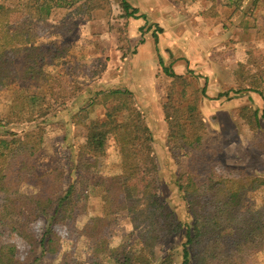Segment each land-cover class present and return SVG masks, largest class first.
Segmentation results:
<instances>
[{
  "label": "trees",
  "instance_id": "1",
  "mask_svg": "<svg viewBox=\"0 0 264 264\" xmlns=\"http://www.w3.org/2000/svg\"><path fill=\"white\" fill-rule=\"evenodd\" d=\"M88 1L0 0V89L11 90L9 122L31 123L46 117L52 104L66 96L59 71L66 52L61 46H42L35 25L59 10L77 6L80 11L88 9ZM261 1L232 0L231 15L254 13ZM123 5L128 16L137 14L138 9L127 0ZM164 73L173 79L164 104L167 148L174 159L179 160L180 155L186 161L177 187L190 222L181 221L159 195L154 138L134 93L128 89L100 90L92 94L86 106H103L105 119L91 120L84 115L86 121H79L87 128V137L73 157L75 181L66 183L65 170L60 167L44 173L37 170L43 129L35 126L23 133L5 131L0 135V264H40L45 260L54 264H176L171 254L157 257V249L184 228L180 264H252V257L264 251V177L242 168H234L229 178L218 171L221 149L204 140L206 124L198 99L190 101L186 109L179 107L174 99V81L181 80L185 86L188 82L169 67H164ZM18 83L23 85L17 87ZM200 92L204 95L206 88ZM180 94L182 99L187 98L185 87ZM87 107L79 109V116ZM259 112L255 107H244L241 112L253 131L260 127ZM111 139L120 157L116 174L102 170ZM259 147L264 151V145ZM23 184L38 190L23 193ZM92 189L101 191L103 211L79 231L93 244L91 258L86 263L60 258L56 228L75 217L80 197ZM255 193L263 197L260 205L252 207ZM122 211L139 232L134 248L111 247L104 234ZM41 217L48 219V226L38 237L32 226ZM2 235H15L26 242L28 252L23 259L17 256L14 243L1 240Z\"/></svg>",
  "mask_w": 264,
  "mask_h": 264
},
{
  "label": "rangeland",
  "instance_id": "2",
  "mask_svg": "<svg viewBox=\"0 0 264 264\" xmlns=\"http://www.w3.org/2000/svg\"><path fill=\"white\" fill-rule=\"evenodd\" d=\"M124 1L89 0L88 9L80 11L77 6L59 10L48 20L36 23L42 46H61L66 52L59 68L66 96L58 104H52L46 117L31 123L9 122L11 90L1 88L0 135L5 131L23 133L35 126L43 129L44 142L36 161L37 170L44 173L60 167L65 170L66 183H70L76 179L73 157L87 137V128L79 121L87 118L84 115L91 120L105 119L103 106H86L91 103L92 94L100 90L128 89L134 93L136 104L153 134L159 195L181 221L189 223V211L177 187L186 161L180 155L179 160L174 159L167 148L164 104L173 79L164 73V67L188 82L185 86L181 80L174 81V99L179 107L186 109L190 101L198 99L206 124L204 140L221 149L218 171L229 178L234 168H242L264 177V151L259 147L264 145V93L261 95V91L264 92V0L247 16L240 12L231 15L229 3L232 0H127L131 7L138 9L131 17L124 9ZM18 19L25 20L24 17ZM182 31L185 37L180 39ZM198 50L206 53L201 56ZM211 71L216 77L212 76L210 81ZM214 84L215 90H212ZM21 85L23 83H18L17 87ZM183 87L188 96L182 99ZM204 87L203 95L200 91ZM84 107H87L86 113L79 116V109ZM244 107L260 110L257 131L242 117ZM119 163L118 149L111 139L102 159V170L116 174ZM37 190L29 184L21 186L26 194ZM262 197V193H255L250 202L252 207L260 205ZM102 211L100 190L92 189L88 195L80 197L75 217L56 228L61 243L60 258L76 263L89 261L93 244L79 231ZM47 226L48 219L41 217L32 229L41 237ZM185 233L184 228L179 235L159 245L157 257L171 254L176 264H180ZM104 234L111 247L137 246L139 232L134 231L125 211ZM1 240L14 243L20 259L28 252L26 242L15 235H2ZM40 264L54 262L45 260ZM252 264H264V251L252 257Z\"/></svg>",
  "mask_w": 264,
  "mask_h": 264
},
{
  "label": "crops",
  "instance_id": "3",
  "mask_svg": "<svg viewBox=\"0 0 264 264\" xmlns=\"http://www.w3.org/2000/svg\"><path fill=\"white\" fill-rule=\"evenodd\" d=\"M181 24V23H180ZM193 34V33H192ZM192 34H191V36H192ZM181 37H182V39H183V37H185L184 35H183V31H182V34H180V39H181ZM179 39V38H178ZM198 52L201 54V56H203L206 52H203V51H201V50H198ZM188 60V59H187ZM213 71H211V76L209 77L210 78V81H211V78H212V76L213 77H216L215 75H214V72L212 73ZM212 90H215V84H214V87H212L211 88ZM215 93V92H214Z\"/></svg>",
  "mask_w": 264,
  "mask_h": 264
}]
</instances>
